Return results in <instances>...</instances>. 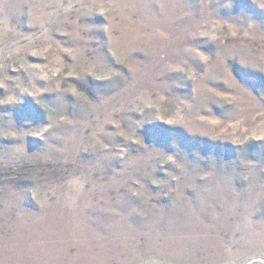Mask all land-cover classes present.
Listing matches in <instances>:
<instances>
[{"label":"rangeland","instance_id":"1","mask_svg":"<svg viewBox=\"0 0 264 264\" xmlns=\"http://www.w3.org/2000/svg\"><path fill=\"white\" fill-rule=\"evenodd\" d=\"M0 264H264V0H0Z\"/></svg>","mask_w":264,"mask_h":264}]
</instances>
